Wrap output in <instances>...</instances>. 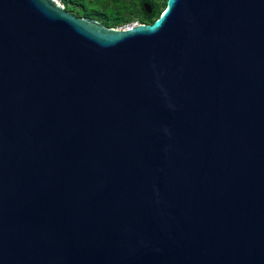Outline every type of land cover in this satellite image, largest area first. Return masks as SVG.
I'll return each mask as SVG.
<instances>
[{
	"label": "water",
	"instance_id": "1",
	"mask_svg": "<svg viewBox=\"0 0 264 264\" xmlns=\"http://www.w3.org/2000/svg\"><path fill=\"white\" fill-rule=\"evenodd\" d=\"M0 264H264V0H0Z\"/></svg>",
	"mask_w": 264,
	"mask_h": 264
},
{
	"label": "trees",
	"instance_id": "2",
	"mask_svg": "<svg viewBox=\"0 0 264 264\" xmlns=\"http://www.w3.org/2000/svg\"><path fill=\"white\" fill-rule=\"evenodd\" d=\"M64 10L79 18H87L102 26L116 29L121 25L138 22L151 24L166 7L167 0H59ZM149 4L147 14L143 4Z\"/></svg>",
	"mask_w": 264,
	"mask_h": 264
},
{
	"label": "built area",
	"instance_id": "3",
	"mask_svg": "<svg viewBox=\"0 0 264 264\" xmlns=\"http://www.w3.org/2000/svg\"><path fill=\"white\" fill-rule=\"evenodd\" d=\"M53 2L55 4H57L59 7H61L62 9H64V7L62 6V4L60 3L59 0H53ZM138 22H131V23H127L124 25L119 26L118 28H116L117 30H127V29H131L132 27L138 25Z\"/></svg>",
	"mask_w": 264,
	"mask_h": 264
}]
</instances>
